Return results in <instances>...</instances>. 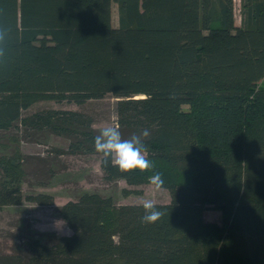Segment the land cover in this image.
<instances>
[{
	"label": "trees",
	"instance_id": "1",
	"mask_svg": "<svg viewBox=\"0 0 264 264\" xmlns=\"http://www.w3.org/2000/svg\"><path fill=\"white\" fill-rule=\"evenodd\" d=\"M240 12L237 26L234 0H0V132L66 139L59 153L99 157L111 182L144 185L158 172L170 194L146 224L142 204L84 193L60 209L72 235L27 238L0 264H264V0H241ZM107 95L122 138L149 130V171L104 164L85 112L24 115ZM0 174V210L20 205L18 175ZM209 209L221 224L205 221Z\"/></svg>",
	"mask_w": 264,
	"mask_h": 264
},
{
	"label": "rangeland",
	"instance_id": "2",
	"mask_svg": "<svg viewBox=\"0 0 264 264\" xmlns=\"http://www.w3.org/2000/svg\"><path fill=\"white\" fill-rule=\"evenodd\" d=\"M234 3L235 23L240 26L241 0H234ZM118 20V5L114 3L112 21L115 27L119 25ZM259 85L264 89V78ZM117 101L112 95L84 105L67 101H41L25 111L24 115L43 109L81 111L93 117L94 128L100 132L104 127L117 126ZM67 146L66 139L54 135L27 138L20 129L0 132V167L8 166L18 175L24 194L20 205L5 206L0 210V256L21 251L27 238L48 242L72 235V230L60 215V209L84 193L111 196L118 205L143 204L146 200H152L155 204L170 202V194L163 187L156 190L150 183L130 186L124 180H106L99 157L58 152L67 150ZM125 190L137 193L125 194ZM37 194L53 196L54 203L41 206L26 199ZM204 219L221 224L222 214L209 209L205 211Z\"/></svg>",
	"mask_w": 264,
	"mask_h": 264
},
{
	"label": "clouds",
	"instance_id": "3",
	"mask_svg": "<svg viewBox=\"0 0 264 264\" xmlns=\"http://www.w3.org/2000/svg\"><path fill=\"white\" fill-rule=\"evenodd\" d=\"M4 41L5 32L0 30V45H3ZM0 56H3L2 47H0ZM149 135V130L143 129L140 133H134L130 138L125 139L122 138L117 126H107L94 137V149L102 154L104 164L111 163L122 173L147 172L153 167L144 142ZM148 181L156 190L164 185L162 175L158 172L150 175ZM142 207L144 209L142 221L146 224L156 223L163 215L152 200L144 201Z\"/></svg>",
	"mask_w": 264,
	"mask_h": 264
}]
</instances>
